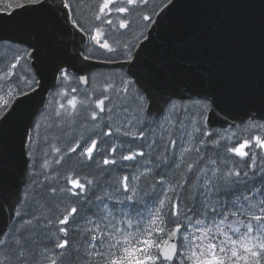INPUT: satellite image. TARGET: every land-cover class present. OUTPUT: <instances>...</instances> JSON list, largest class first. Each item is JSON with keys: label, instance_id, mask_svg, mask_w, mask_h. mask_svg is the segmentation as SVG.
Masks as SVG:
<instances>
[{"label": "snow or ice", "instance_id": "6c2138e0", "mask_svg": "<svg viewBox=\"0 0 264 264\" xmlns=\"http://www.w3.org/2000/svg\"><path fill=\"white\" fill-rule=\"evenodd\" d=\"M177 7L0 0V264H264V85L153 56Z\"/></svg>", "mask_w": 264, "mask_h": 264}, {"label": "water", "instance_id": "95a60500", "mask_svg": "<svg viewBox=\"0 0 264 264\" xmlns=\"http://www.w3.org/2000/svg\"><path fill=\"white\" fill-rule=\"evenodd\" d=\"M164 53L200 62L217 87L236 80L258 93L264 85V0H178L172 25L152 54Z\"/></svg>", "mask_w": 264, "mask_h": 264}, {"label": "trees", "instance_id": "16d2710c", "mask_svg": "<svg viewBox=\"0 0 264 264\" xmlns=\"http://www.w3.org/2000/svg\"><path fill=\"white\" fill-rule=\"evenodd\" d=\"M96 2H97V0H83V7H84V10H85V14H86V15L88 14V8H89L91 5L95 4ZM113 69H114V71L119 72V68H118V67H115V68H113ZM235 131L238 133V135L243 134V136H244L245 138H246L247 135H248V133L244 132V130H243V129H240V128L235 129ZM241 137H242V136H241Z\"/></svg>", "mask_w": 264, "mask_h": 264}, {"label": "rangeland", "instance_id": "374dc122", "mask_svg": "<svg viewBox=\"0 0 264 264\" xmlns=\"http://www.w3.org/2000/svg\"><path fill=\"white\" fill-rule=\"evenodd\" d=\"M240 136H242L243 138H245V137L243 136V134H241Z\"/></svg>", "mask_w": 264, "mask_h": 264}]
</instances>
